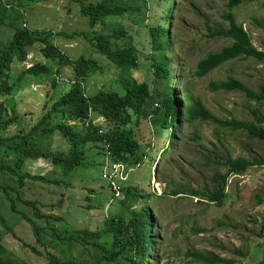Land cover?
Segmentation results:
<instances>
[{"label": "rangeland", "instance_id": "obj_1", "mask_svg": "<svg viewBox=\"0 0 264 264\" xmlns=\"http://www.w3.org/2000/svg\"><path fill=\"white\" fill-rule=\"evenodd\" d=\"M82 1L88 4L92 0ZM124 2L138 6L139 11L120 19L108 18L105 23H97L94 29L89 27L88 19L82 16L79 0L23 1V4L31 31H52L55 34L54 45L72 60L85 57L98 62L100 69L85 83L89 94L118 86L120 70L98 53L87 38L81 35L71 38L70 35L79 32H86L89 37L95 36L94 32L110 35L113 33L110 25L121 22L130 36L120 42L112 40L113 48L130 42L136 45L139 49V65L130 71V75L139 83L146 82L151 90L156 91L162 82L155 79L148 62L152 50L147 27L165 25L169 29L166 60L171 69L170 83L182 107L185 106L186 97L181 94L188 90L222 120L253 121L255 114L264 119V102L250 100L240 91H213L210 87L212 81L233 76L254 91H259L264 87V63L253 58H239L223 64L207 76L198 77L195 74L197 63L202 58L232 43L231 39L212 37L210 33L229 26L223 17L228 12L227 0H172L167 18L164 16L165 0ZM233 13L237 22L249 33L253 46L263 51L264 29L257 21L264 22V0L243 2L233 9ZM12 34L13 30L9 27L1 28L0 43L7 44ZM41 48L40 44L28 48L27 59L24 62L14 61L11 65L7 81L17 85L13 96H0V107L5 108L1 113L7 119L15 118V121L2 132V136L11 137L22 130L28 132L46 114L55 96H60L64 89L63 85H59L56 92L53 91L55 76L61 75L63 81L75 78V72L69 65L62 66L56 75V64L43 57ZM36 63L53 65L52 72L41 76L23 75ZM155 102L150 107L151 111L160 107ZM155 125L156 122L151 124L149 119H142L139 124L132 126L140 142L141 153L144 152L146 157L131 173L129 186L135 188L136 196L151 195L145 200L139 199L132 209L148 206L155 224L152 250L145 264H204L191 255L196 252L232 259L237 264H261L264 261V164L251 167L241 175L230 176L226 187L229 197L222 206L191 194V190L208 187L214 172H226L224 167L205 165L202 157L204 152L224 157L230 153L233 158L258 159L264 163V141L251 138L242 131L227 129H221L226 136L220 141L216 124L209 121L182 122L179 125L177 147L164 154L162 151L170 142L169 131L162 130L156 137L155 133L159 130L156 129L154 133ZM80 129L77 126V130L83 132ZM36 135H41L34 140L40 150L67 152V142L60 133L45 135L39 130ZM10 145L13 146L14 141L0 145V165L16 168L14 156L9 155ZM101 161V156H98L92 167H78L65 176L62 170L54 168L44 158L27 160L23 174L46 176L59 184L25 178L21 186L17 176L0 168V185L12 188L8 193L17 208V212L11 211L0 189V239L13 260L47 264L46 258L23 247L24 243L34 244L42 253L46 251L44 245L35 243L32 228L24 220V215H34L35 208L25 203L32 201L36 202L43 215L60 218L54 220L52 217L49 224L38 220L44 229L42 241L47 244L48 250L58 251V254L63 250L65 260L74 258L81 264L93 262L88 253L80 254L81 248L69 250L49 228L54 227L62 236H67L69 229L96 231L104 227L107 217L124 212L119 199L112 196L106 182L102 180ZM90 188L94 190L93 193L88 191ZM259 198L263 202L259 203Z\"/></svg>", "mask_w": 264, "mask_h": 264}, {"label": "trees", "instance_id": "obj_2", "mask_svg": "<svg viewBox=\"0 0 264 264\" xmlns=\"http://www.w3.org/2000/svg\"><path fill=\"white\" fill-rule=\"evenodd\" d=\"M11 7L8 8L1 3L0 0V29L9 27L13 30L12 38L7 44L0 43V96H13L15 85L9 84L7 79L10 77L11 65L14 61L24 62L27 59V49L34 45H42L41 52L43 57L56 64L55 73H59L62 66H71L75 72V78L72 83H52L53 91L59 85H63L60 96H55L51 108L46 114L33 126L28 132L21 131L11 137L2 136V132L6 131L15 118L7 119L1 111H5L4 107H0V145H6L8 141H14L13 146H9L10 154L14 156L16 168L2 164L1 169L7 170L9 173L18 177L21 186L24 185L25 178L31 180L59 184L58 181L50 180L46 176L32 175L30 173L23 174L27 160H36L44 158L48 160L54 168L63 171V175L72 173L78 167H92V163L98 156H101V172L102 180L106 182L114 198L124 208V212L115 216L107 217L104 227L91 231L89 229H69L67 236H62L54 227L49 229L60 242L68 246L69 250L81 248L80 254L88 253L91 255L92 261L86 264H145L151 254L152 249V230L155 227L154 216L152 210L148 206H143L137 210L132 209L133 205L139 199H147L151 195L136 196L134 190L125 184L121 185L119 192L123 194L124 199L116 195V192L110 187L108 180L103 178L104 167L107 164L106 152L111 156L109 162L121 161L127 166L137 167L142 164L146 155L141 153L140 142L136 138L135 131L132 126L140 123L142 119H149L150 123L156 122L153 126L155 135L162 130L169 131V145L163 150L164 154L173 151L177 147L179 125L183 122L209 121L217 125V134L219 140L226 136L221 129L231 131H242L249 137L264 141V119L255 114V120L242 121L236 119L222 120L214 115L203 103L200 98L191 95L188 90L181 96L186 97L185 106H181V101L177 98L176 93L170 83L169 62L166 60L169 51L168 27L165 25L148 26V40L152 50L148 62L156 80H160L162 84L156 91L151 90L150 85L146 82L139 83L131 75L130 71L139 65V49L136 45L126 44L113 48L112 40L120 42L124 37L130 36L128 30L121 22L110 25L112 34H103L102 32H94L95 36L89 37L86 32L73 33L71 38L82 36L88 39L92 47L102 54L106 59L115 64L120 70V84L114 85L107 90H100L94 94H88V98L84 97L85 88L80 81L88 80L91 75L96 73L100 66L96 60L80 57L72 60L64 56L60 50L54 45L52 31L38 32L24 28L23 23L24 7L23 1L41 2L45 0H7ZM126 0H92L84 3L79 0L80 12L82 16L88 19L89 27L94 29L97 23H105L106 19H120L132 12H138V6L134 7L126 4ZM256 0H227L228 12L223 15L224 19L229 22L227 28H219L211 31L212 37H223L231 39L232 43L223 46L219 51L211 52L202 58L196 66L195 74L198 77H204L221 67L223 64L235 59L253 58L257 62L264 63V50L260 51L253 46L249 33L244 29L243 25L238 23L233 9L241 5L243 2H254ZM172 0H165L164 16L171 11L169 3ZM39 4V3H38ZM27 14V13H26ZM257 21V20H255ZM258 25L264 29V22L257 21ZM61 35V34H56ZM210 36V34H209ZM119 39V40H118ZM53 65L44 63H36L24 71L23 75L41 76L52 72ZM210 87L213 91L236 92L240 91L245 96L258 103L264 102V87L259 91L246 86L240 80L233 76L225 80L212 81ZM56 92V91H55ZM157 100V102H155ZM160 107L154 111L150 110L153 103ZM92 108L96 115L102 116L107 122V127L99 131L98 127L83 128V132H79L74 126H70L68 121H78L85 123L91 121L88 111ZM182 114H184L182 116ZM48 125V126H45ZM41 130L47 134H53L59 131L67 142V152L57 149L44 152L37 148L34 140L41 135L36 133ZM195 139L198 137L194 134ZM222 143V142H221ZM204 152V151H203ZM205 165H214L216 167L226 168L225 173L216 171L210 177L208 187L191 190V194L206 199L209 203L222 206L224 201L229 197L226 192L228 179L232 175H241L249 168L263 165L264 163L258 159H247L245 157L233 158L230 153L227 157L215 154L209 155L207 152L203 154ZM20 173H18V171ZM5 199L10 204V209L17 212L14 199L8 193L11 187H2ZM93 193V189H89ZM176 193V192H174ZM90 200L89 197H87ZM263 202L259 198V203ZM26 204L35 208L33 217L24 215L34 235L37 245H44L46 251L42 253L34 244L24 243L23 247L28 248L32 253L47 259V264H81L74 258L63 256L64 251H49L47 244L42 241L43 227L38 224V220H44L49 224L50 219L60 220L59 217L43 215L38 209L36 202L25 201ZM125 217H129L126 219ZM35 218V221L34 219ZM3 220V218H2ZM103 240L110 242L108 245ZM198 261L204 264H237L235 260L220 258L216 255H208L200 252L192 253ZM0 264H28L22 260H13L3 246L0 239ZM264 264V261L261 262Z\"/></svg>", "mask_w": 264, "mask_h": 264}, {"label": "clouds", "instance_id": "obj_3", "mask_svg": "<svg viewBox=\"0 0 264 264\" xmlns=\"http://www.w3.org/2000/svg\"><path fill=\"white\" fill-rule=\"evenodd\" d=\"M27 13V12H26ZM27 15H28V13H27ZM25 23H26V27H24V28H29V23H28V16H27V18H26V20H25ZM168 34H169V31H168ZM63 55H64V53L63 52H61ZM59 73H56V75H58ZM57 80V81H56ZM64 79L61 77V75L60 76H55V79H54V81L56 82V83H58V84H62V83H65V84H63V85H66V84H68V83H72V81H74L73 79H70V78H68V80H66V81H63ZM80 83L84 86V88H85V93H84V97H86V98H88V92H87V88H86V85H85V81H80ZM88 114H89V117L91 118V121H86L85 123H82V122H78V121H68V124L70 125V126H74L76 129H77V126H79L81 129L80 130H83V128H90V127H98V129H99V131H102V129H105L106 127H107V122H106V120H105V118L104 117H102V116H99V115H96L95 113H94V111L92 110V108H90L89 109V111H88ZM87 124H89V125H87ZM165 131H168V130H166L165 129ZM55 133H60L59 131H55ZM55 133H53V134H55ZM155 133V132H154ZM162 133V131H160V134ZM156 136V135H155ZM156 137H158V135L156 136ZM165 149V148H164ZM163 149V150H164ZM163 152V151H162ZM104 155H106V153L104 154ZM145 160V159H144ZM116 162V161H115ZM117 162H121V161H117ZM121 163H123V162H121ZM123 164H125V163H123ZM126 165V164H125ZM126 167H127V170H128V172H127V174H126V179L125 180H118L117 181V183H118V185H119V188H121V185L122 184H125L126 185V188L129 186V180H130V176H131V173L135 170V168L136 167H132V166H127L126 165ZM138 167V166H137ZM154 174H156L155 172H154ZM130 185H132L131 183H130ZM176 192V191H175ZM177 193V192H176ZM183 193H186V191L185 192H183ZM121 199H124V196H123V194L121 193V195L119 196ZM153 245V244H152ZM152 250V249H151Z\"/></svg>", "mask_w": 264, "mask_h": 264}, {"label": "built area", "instance_id": "obj_4", "mask_svg": "<svg viewBox=\"0 0 264 264\" xmlns=\"http://www.w3.org/2000/svg\"><path fill=\"white\" fill-rule=\"evenodd\" d=\"M1 3L8 8L11 7V4L7 0H1ZM23 16L24 19L26 20L28 15L26 14V12H24ZM23 26L24 27L27 26L25 22L23 23ZM105 156H106L107 164L104 167L103 178L109 181L112 190L116 192L117 196H120L121 193L119 192V185L117 181L126 179V174L128 172L127 167L125 164L121 162H112V163L109 162L108 158L111 156L109 152H106Z\"/></svg>", "mask_w": 264, "mask_h": 264}]
</instances>
